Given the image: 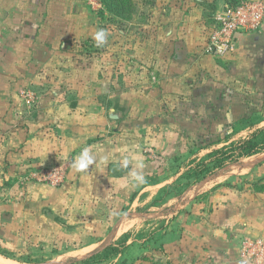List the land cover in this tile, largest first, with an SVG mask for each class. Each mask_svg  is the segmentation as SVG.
<instances>
[{
  "label": "crops",
  "instance_id": "crops-1",
  "mask_svg": "<svg viewBox=\"0 0 264 264\" xmlns=\"http://www.w3.org/2000/svg\"><path fill=\"white\" fill-rule=\"evenodd\" d=\"M227 2L134 0L120 20L98 0H0V196L12 200L2 216L30 219L62 264L119 246L135 217L154 224L128 234L111 264H251L240 251L244 238L264 240V151L222 168L201 161L248 138L255 128L238 126L264 104V24L237 33L225 58L204 53ZM85 150L92 163L78 171ZM23 170L34 171L32 211ZM52 170L59 182L43 178Z\"/></svg>",
  "mask_w": 264,
  "mask_h": 264
},
{
  "label": "rangeland",
  "instance_id": "rangeland-1",
  "mask_svg": "<svg viewBox=\"0 0 264 264\" xmlns=\"http://www.w3.org/2000/svg\"><path fill=\"white\" fill-rule=\"evenodd\" d=\"M134 4V0H132ZM247 120H250L247 118ZM239 128H244L248 132L252 128H255L253 131L258 129L264 128V104L261 105V113L252 120L247 122V125L244 126L242 123L238 126ZM249 134V133H248ZM251 134V133H250ZM243 137V136H242ZM242 137H236L235 140H240ZM264 134H259V142H263ZM236 141H233L232 143H235ZM225 145L226 143H221L218 145V149H213L212 153L208 154L207 156L204 155L201 158L202 162H205L207 160L208 162H213L215 157V160L217 163L224 160L223 157L218 159L217 157H221L222 155H215V152L217 150H221L225 147L230 148L231 144ZM262 145V144H261ZM263 146V145H262ZM230 149H227L226 152H229ZM238 158L237 153H234L231 158L229 157V160L227 162L236 161ZM226 160V159H225ZM23 177L20 179V183L18 186L19 190L21 192H24L25 199V210L32 211L34 208V200L31 196V190L32 187L29 185V183H34V171L33 170H23ZM16 191V190H15ZM13 195V193H11ZM18 194V193H17ZM11 196V195H10ZM8 199H2L0 200V258L5 259L8 261L16 262L19 264H49V261L57 260L54 264H62L61 262L68 261L67 256H51L52 248H48L44 245V242L42 241H34V228H31L30 219L24 218L23 219V226L20 227L17 225V227L14 224V217L8 218L7 216H2L4 212H7V214L11 213V206L12 200ZM32 197V198H31ZM13 209V208H12ZM135 213H154L156 211H146V208L142 207H135L134 208ZM125 212H119L118 217H121ZM154 224L151 219L150 220H144L143 218L135 217V218H129L123 221L122 226L120 228V232L127 231L128 233H124V235L118 240L119 246H110L113 248H116L117 251H124L125 246L121 243L126 240L128 234H136L135 239H142V235L147 233L149 229H147V225L149 223ZM21 221H19L20 225ZM154 226V225H153ZM152 225L149 226V228L153 227ZM147 229V230H146ZM112 228H87L86 231L90 233L91 231L96 232V234H108L110 233ZM146 230V231H144ZM57 233V232H56ZM138 234V235H137ZM94 235V234H93ZM62 236V235H61ZM61 246H65V242L60 240ZM67 242V241H66ZM61 247V248H62ZM60 247L56 250H62ZM111 256L100 254L92 259H90L86 263H80L77 262L75 264H111ZM67 259V260H66ZM60 261V262H59ZM53 264V263H52Z\"/></svg>",
  "mask_w": 264,
  "mask_h": 264
},
{
  "label": "built area",
  "instance_id": "built-area-1",
  "mask_svg": "<svg viewBox=\"0 0 264 264\" xmlns=\"http://www.w3.org/2000/svg\"><path fill=\"white\" fill-rule=\"evenodd\" d=\"M212 26L204 44V53L217 58H225L237 48L236 34L258 31L264 24V2L262 0L228 1L213 16ZM28 104L34 102V93L23 91ZM58 170L46 171L45 180L60 181ZM240 256L251 264H264V240L244 238Z\"/></svg>",
  "mask_w": 264,
  "mask_h": 264
},
{
  "label": "trees",
  "instance_id": "trees-1",
  "mask_svg": "<svg viewBox=\"0 0 264 264\" xmlns=\"http://www.w3.org/2000/svg\"><path fill=\"white\" fill-rule=\"evenodd\" d=\"M98 1L104 7V11H106L108 14H110L113 18H119L120 20L131 19L132 13L134 10V4H133L132 0H98ZM227 1H232V0H227ZM259 134H264V128L255 130L246 139H242L238 142L232 143L230 148L225 147L221 150H217L215 152V155H222L221 157H217V158L220 159L223 157L224 160L217 163L215 160V157H213L214 158V160H213L214 167L215 168H222L226 163H228L227 160H229V157L231 158V156L234 153H237L238 158H239V157H243V156H246V157L251 156V155H254V154L259 153L261 151H264V139H263L262 143L259 142V140H258ZM227 149H230V151L226 152ZM238 158H237V160H238ZM231 162H234V161H231ZM258 188L264 189V186H262V187L258 186ZM118 252L119 251H117L116 248L108 246L102 251V253L95 254L88 259L82 260L80 263H86L90 259H92V258H94L100 254L110 256V255L116 254ZM150 264H162V263H159L157 261H152Z\"/></svg>",
  "mask_w": 264,
  "mask_h": 264
},
{
  "label": "clouds",
  "instance_id": "clouds-1",
  "mask_svg": "<svg viewBox=\"0 0 264 264\" xmlns=\"http://www.w3.org/2000/svg\"><path fill=\"white\" fill-rule=\"evenodd\" d=\"M96 42H97V46H100L104 43L105 41V33L103 30L99 31L96 36H95ZM92 163V159L91 157H89L88 155V151L85 150L82 154L81 157L78 161L75 162L74 167H76V169L78 171L83 170L87 167L88 164ZM134 175V180L138 183H143L144 182V178L143 176L140 175Z\"/></svg>",
  "mask_w": 264,
  "mask_h": 264
},
{
  "label": "bare ground",
  "instance_id": "bare-ground-1",
  "mask_svg": "<svg viewBox=\"0 0 264 264\" xmlns=\"http://www.w3.org/2000/svg\"><path fill=\"white\" fill-rule=\"evenodd\" d=\"M0 264H18V263L0 258Z\"/></svg>",
  "mask_w": 264,
  "mask_h": 264
},
{
  "label": "water",
  "instance_id": "water-1",
  "mask_svg": "<svg viewBox=\"0 0 264 264\" xmlns=\"http://www.w3.org/2000/svg\"><path fill=\"white\" fill-rule=\"evenodd\" d=\"M252 1H256V0H252Z\"/></svg>",
  "mask_w": 264,
  "mask_h": 264
}]
</instances>
